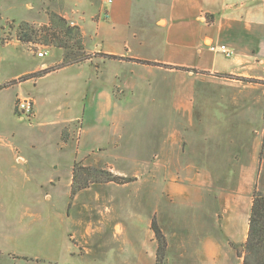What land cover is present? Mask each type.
Returning <instances> with one entry per match:
<instances>
[{"label":"rangeland","instance_id":"1","mask_svg":"<svg viewBox=\"0 0 264 264\" xmlns=\"http://www.w3.org/2000/svg\"><path fill=\"white\" fill-rule=\"evenodd\" d=\"M65 5L0 0V229L19 238V246L14 239L10 251H0V264H150L154 216L168 232L171 256L184 241L186 264H206L195 250L213 234L214 261L241 264L255 184L264 191V83L202 75L188 122L175 110L159 121L164 107L140 101L123 107L131 116L111 120L95 100L85 121L49 132L34 121L35 107L30 118L17 108L15 85L27 74L11 78L40 63L59 64L65 50L53 45L49 14L62 15ZM26 23L38 31L35 42L18 39ZM43 26L50 27L47 37ZM41 49L48 55L34 56ZM75 49L86 53L85 44ZM56 96L67 100L70 91L61 85ZM163 129L178 134L167 140ZM51 147L62 151L57 163L46 153ZM32 168L40 169L37 178H20ZM56 168L58 179L40 185ZM110 175L128 182H108ZM170 182L183 191V204L175 202Z\"/></svg>","mask_w":264,"mask_h":264},{"label":"crops","instance_id":"2","mask_svg":"<svg viewBox=\"0 0 264 264\" xmlns=\"http://www.w3.org/2000/svg\"><path fill=\"white\" fill-rule=\"evenodd\" d=\"M104 10L108 11V18L104 17ZM62 15L80 28L88 59L15 85L17 97L27 92L33 98L34 121L49 132L78 119L85 121L89 106L95 100L101 115L111 120L122 121L131 116V108L123 107L140 101L164 107V117L159 121L175 110L188 122L200 76L264 79V0H112L111 3L107 0H66ZM212 45H226L233 53L227 56L212 50ZM45 66L49 67L46 63L37 64L11 79L41 71ZM60 74L64 81L59 82ZM97 80H101L100 86L94 85ZM27 83L31 87L25 90L23 85ZM61 85L70 91L64 101L56 96ZM116 90H119L118 95ZM64 109L68 115L64 114ZM163 130L161 135L167 140L178 134V131L173 134L170 129ZM88 151L83 147L84 153ZM61 152L59 148L46 149V153L55 156L53 162L56 163ZM58 170L56 168V174H50L40 185L52 184L58 179ZM32 171L25 170L20 178L35 179L41 173L40 169L32 168ZM175 185L178 186L169 183L174 200L183 204L185 201L180 193L183 191L174 188ZM12 234L8 229H0L1 252L12 249L16 239ZM150 242V264H156V240ZM183 244L184 241L179 253L172 256L169 244L170 264H186L187 250ZM218 249L219 242L209 234L203 237L199 250L195 251H200V260L202 258L206 264H219L214 261Z\"/></svg>","mask_w":264,"mask_h":264},{"label":"trees","instance_id":"3","mask_svg":"<svg viewBox=\"0 0 264 264\" xmlns=\"http://www.w3.org/2000/svg\"><path fill=\"white\" fill-rule=\"evenodd\" d=\"M49 21L54 29V32L49 33L48 30L50 27L43 26V30L45 31L46 37L48 36V32L49 35L53 38V45L57 48L64 49L65 53L63 54L61 61L56 67H47L41 71L24 75L20 81H26L31 78H37L58 68H62L72 64H78L88 59V55H86V53L85 55H83L81 53L76 52L75 49V45L77 49L83 50L84 48L83 35L78 26L71 25L65 17L56 12H50ZM17 36L21 42L31 43L35 42V37L38 36V31L35 30L33 27H30L26 23L20 25L17 31ZM73 39L76 40L75 43H71ZM109 57L120 59V57L117 56ZM139 62L146 64H157L151 61L144 60H139ZM224 76L229 78H237L241 80L264 83V81H259L257 79H248L244 77L239 78L233 77L232 75ZM81 170L83 169L81 168ZM77 174L78 169L76 167L74 169V177ZM106 180L108 182L115 181L117 183L128 182V179L114 175L108 176ZM81 188H83V186L81 185H78L76 187L74 186V188L72 189V196L75 195ZM252 197L253 198L248 222L249 227L247 239L244 243L243 255L241 254L240 256H243L242 264H264V191L258 187V184H255ZM151 229L154 232L158 244L156 251V264H166L169 251L168 240L155 216L152 218Z\"/></svg>","mask_w":264,"mask_h":264},{"label":"built area","instance_id":"4","mask_svg":"<svg viewBox=\"0 0 264 264\" xmlns=\"http://www.w3.org/2000/svg\"><path fill=\"white\" fill-rule=\"evenodd\" d=\"M107 2L111 3L112 0H107ZM103 15L105 18H108L109 17L108 11L104 10ZM70 24L74 25L73 22H71ZM211 49L214 51L223 52L227 56H230L233 53V51L228 49V47L226 45H220V46L212 45ZM36 54L38 57L43 58V57L48 55V51L41 49ZM34 107H35L34 100L31 97L26 96V97L19 98V103L17 105V108H18L19 112L23 115V117H27V118L32 117L34 115Z\"/></svg>","mask_w":264,"mask_h":264}]
</instances>
